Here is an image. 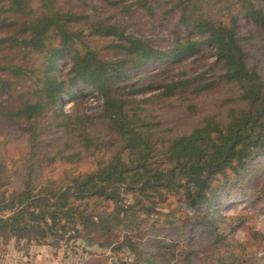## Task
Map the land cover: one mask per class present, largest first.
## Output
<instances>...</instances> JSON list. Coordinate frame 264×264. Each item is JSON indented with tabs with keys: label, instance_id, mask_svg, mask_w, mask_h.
<instances>
[{
	"label": "trees",
	"instance_id": "trees-1",
	"mask_svg": "<svg viewBox=\"0 0 264 264\" xmlns=\"http://www.w3.org/2000/svg\"><path fill=\"white\" fill-rule=\"evenodd\" d=\"M105 1L146 28L175 20L170 46L84 0H0V248L83 240L128 253L118 264L247 263L220 208L264 200L249 181L264 158V0Z\"/></svg>",
	"mask_w": 264,
	"mask_h": 264
},
{
	"label": "rangeland",
	"instance_id": "rangeland-1",
	"mask_svg": "<svg viewBox=\"0 0 264 264\" xmlns=\"http://www.w3.org/2000/svg\"><path fill=\"white\" fill-rule=\"evenodd\" d=\"M89 7L81 6L80 9L93 11L92 6H97L101 16L112 23H116L124 26L130 34L136 36H144L153 39L156 45L160 48L167 49L169 40L173 36L172 30L176 28L175 20L170 21L163 28H146L139 25L141 21V11L133 8L130 11H115L110 3L105 0H84ZM114 2H121L122 5H128L135 0H109ZM91 6V7H90ZM214 50H211L208 45L201 47L200 55H207L206 59L200 63H194L195 66L202 67L197 69L199 72H203L207 62H212ZM196 57L188 58L186 60L185 67L189 68L190 63ZM70 66H67L69 68ZM150 69L161 68V66L150 65ZM143 85V83H139ZM75 91H77L75 89ZM78 92V91H77ZM80 96V95H79ZM0 100H4L0 98ZM64 109L69 112L72 110L73 102L65 99ZM85 108L88 113H93L100 110L102 105L101 97L97 95H87L84 97ZM253 172L249 177V181L253 183L255 189L264 187V158L255 162L253 166ZM253 186V187H254ZM238 196V195H236ZM234 196V199L227 205H223L220 211L223 215L232 217L230 223L232 227L223 226L222 233L228 235L231 239L237 240L239 243L247 247V255L241 256V260H247L250 264L251 259H256L254 264H264V200H257L253 192L240 193L238 197ZM235 197L237 199H235ZM240 219H245L242 225H238ZM259 235V237H256ZM73 236V235H72ZM167 241V239H166ZM1 244V243H0ZM4 250L0 248V264H5V254H12L15 256L27 255V259L23 261V264H118L119 260H129L128 253H121L119 256H113L109 250H102L97 247H88L83 240H64L61 241L58 246L53 245H33L35 248H31L29 252H25L22 249V244L17 245L14 242L8 243L4 246ZM6 251L5 253H3ZM23 251V252H21ZM44 252V253H43ZM58 260V261H57ZM19 261L18 259L12 260ZM56 261V263H54ZM12 262V264H13ZM20 262V261H19ZM213 264H218L213 262Z\"/></svg>",
	"mask_w": 264,
	"mask_h": 264
},
{
	"label": "built area",
	"instance_id": "built-area-1",
	"mask_svg": "<svg viewBox=\"0 0 264 264\" xmlns=\"http://www.w3.org/2000/svg\"><path fill=\"white\" fill-rule=\"evenodd\" d=\"M6 259H9V264H12V260L13 259H18L19 261H15L16 263L13 262V264H23L26 259H27V255H22V256H15V255H12V254H5L4 256ZM58 261V260H57ZM54 263H56V261H54Z\"/></svg>",
	"mask_w": 264,
	"mask_h": 264
},
{
	"label": "crops",
	"instance_id": "crops-1",
	"mask_svg": "<svg viewBox=\"0 0 264 264\" xmlns=\"http://www.w3.org/2000/svg\"><path fill=\"white\" fill-rule=\"evenodd\" d=\"M33 248H35V247H33ZM44 253V252H43ZM5 264H9V262H7V260L5 261Z\"/></svg>",
	"mask_w": 264,
	"mask_h": 264
}]
</instances>
